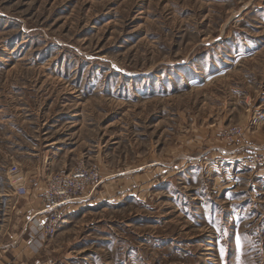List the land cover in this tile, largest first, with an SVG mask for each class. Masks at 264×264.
I'll use <instances>...</instances> for the list:
<instances>
[{"label": "rangeland", "instance_id": "374dc122", "mask_svg": "<svg viewBox=\"0 0 264 264\" xmlns=\"http://www.w3.org/2000/svg\"><path fill=\"white\" fill-rule=\"evenodd\" d=\"M80 163L28 250L9 167ZM0 264H264V0H0Z\"/></svg>", "mask_w": 264, "mask_h": 264}, {"label": "built area", "instance_id": "2783aa9c", "mask_svg": "<svg viewBox=\"0 0 264 264\" xmlns=\"http://www.w3.org/2000/svg\"><path fill=\"white\" fill-rule=\"evenodd\" d=\"M15 194L25 198L30 192L28 179L17 165L8 169ZM41 193L35 195L36 208H30L23 233L27 236V247L37 251L50 237H53L77 211L73 204L90 196L100 182V170L96 163L76 164L70 169L61 168L40 179Z\"/></svg>", "mask_w": 264, "mask_h": 264}, {"label": "crops", "instance_id": "0c3cea01", "mask_svg": "<svg viewBox=\"0 0 264 264\" xmlns=\"http://www.w3.org/2000/svg\"><path fill=\"white\" fill-rule=\"evenodd\" d=\"M37 171H40V169H38ZM100 174H101V171H100ZM35 176L36 177H44L45 174L43 173V174L39 175V173L37 172L36 174H33V177H35ZM36 177L34 179L32 178L31 180H28L30 192L33 193L32 196L34 197V199H31L30 201L27 202L28 197H26L25 199L23 198L25 203L27 202L26 207L29 206L30 208H36V197H35V195H38L39 193H41V190H40L41 188L39 186V183L41 182V180L40 179L38 180ZM79 206H80L79 203L73 204L71 206V209L75 211ZM25 243H26V248L29 250V248L27 247V242H25Z\"/></svg>", "mask_w": 264, "mask_h": 264}]
</instances>
